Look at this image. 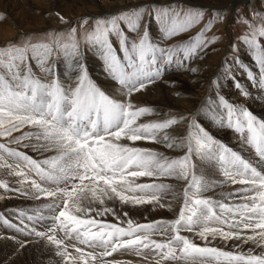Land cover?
<instances>
[{
  "label": "snow or ice",
  "instance_id": "obj_1",
  "mask_svg": "<svg viewBox=\"0 0 264 264\" xmlns=\"http://www.w3.org/2000/svg\"><path fill=\"white\" fill-rule=\"evenodd\" d=\"M144 11L138 8L94 18L85 35L118 92H105L89 77L80 59L75 27L48 33L50 42L33 43L29 38L0 46V171L14 178L0 179V189L47 200L30 213L19 210L18 224L3 216L0 220L23 236L46 241L62 264H121L108 259L118 251L130 252L149 264H264V120L223 96L214 108L211 100L204 106L211 109L218 126L239 135L249 150L247 157L217 141L194 115L140 122L155 110L138 106L135 94L155 84L168 66L183 67L184 61L198 55L206 47L205 32L212 26L209 23L188 43L164 48L150 40L147 27L142 29ZM150 15L170 40L190 30L204 13L165 7L154 8ZM244 22L250 35L243 41L259 66V87L264 90V44L257 39L264 38V26ZM88 23L83 18L81 27ZM127 33L135 34V39ZM54 52L73 62L70 67L77 75L72 84H65L58 67L49 65ZM32 61L50 79L38 78ZM249 78L256 79L251 72ZM235 86L240 88L239 83ZM184 121L185 133H178L177 139L172 132ZM141 141L178 148L183 155L169 159L139 146ZM11 145L54 155L38 160ZM200 169H214L223 179L211 180ZM167 177L184 182L175 219L124 221L107 206L108 201H119L132 207H165L161 194L169 186L156 181ZM141 178L152 182H138ZM225 183L240 187L222 199L204 195ZM97 204L101 207H93ZM106 214L117 223L97 218ZM197 238L204 243L197 244ZM216 239L239 243L226 251L212 246ZM248 243L262 251L239 250Z\"/></svg>",
  "mask_w": 264,
  "mask_h": 264
},
{
  "label": "rangeland",
  "instance_id": "obj_2",
  "mask_svg": "<svg viewBox=\"0 0 264 264\" xmlns=\"http://www.w3.org/2000/svg\"><path fill=\"white\" fill-rule=\"evenodd\" d=\"M139 1L141 0H0V17H2V19H0V26L4 28V31L2 33L0 32V46L4 45L6 42L16 41L17 43H19L21 40L29 39V38L32 40L33 43L50 42L51 38L48 37L47 35L48 33L55 34V33L66 32L71 27H75L77 29V39L80 38L81 42L83 43V49L86 55L83 59H81L82 57H80V59L86 65L87 71L89 70L88 74L89 77L92 79V81L97 86L102 88V85L99 83L100 81H98L94 76L95 73L93 70L97 69L105 73L103 61L100 59L97 52L89 47L85 39L86 33L89 32L93 27L94 18L107 17L110 14H116V13L122 14L123 12H130L133 10H137L138 8H143L145 11L143 16L142 27L143 28L147 27L150 35V40L154 44L158 45V43L162 42L161 40L165 42L169 39L164 38V35L161 31V26L157 23L155 18L150 15L154 8L160 9L165 7H171L177 10L184 9L185 11L188 10L202 11L204 13L203 18L187 32H184L181 35L170 39L172 41L169 40L168 47H176L177 45L188 43L192 38L196 37L200 32L204 31L209 25V23H211L212 26L210 30H207L205 32L206 47H204L199 52V54L194 56L192 59L184 61L185 62L184 65H189L199 56L198 58L199 61L200 62L202 61V65L203 66L205 65L204 69L207 70L208 73V75L207 73L205 75L204 73H202L203 77L206 78V80H203L205 81V83L200 86V89L203 90V93L209 95L208 100H212L214 104L215 101H217L220 96H223L228 100L229 97L227 92L232 94V92L235 91V88L234 90L230 89L232 88V81L229 80L228 78L230 77V75L233 77L239 76L240 72H235V71L239 67V65L241 67V62L246 60L245 57H247L248 52H251L249 46L246 45L243 41V38L246 35H250V29L248 28V26L245 24L244 21L247 20L256 27L264 26V19H261L262 17H264V0H249L248 3L238 4L235 6L231 16L228 15V11H227L228 8L217 10L206 6L204 7L194 6V5L192 6V4H188L186 2H177L173 4L156 2L160 0H149L152 2L151 5L139 6L137 5ZM189 1H191V3L193 4L201 3V4H206L207 6L208 5L220 6L228 2L229 0H189ZM113 3L125 4V7L122 9L115 10L114 7L111 6ZM18 10L23 12L24 14V16L20 17L21 19L15 17L16 13H18ZM80 11H82L81 14H79ZM101 11H104L105 15L101 16L100 15ZM60 16L64 17L67 23L61 22L59 18ZM83 18H88L89 23L81 27V22ZM147 18H148V23H147ZM32 19L33 20L35 19L36 21L35 23L37 22L41 23V21H43L42 25L36 27H30L26 29L27 23L34 22ZM145 22L146 25L144 26ZM20 24L22 25L21 27ZM49 25H53V27H49ZM44 26H48V27L44 29L43 28ZM17 30L20 33L17 34L18 32ZM190 32L191 33L193 32V34L187 37L183 36ZM127 35L131 39H135V34L127 33ZM257 39L261 44H264V38L257 37ZM213 40L214 42H211ZM49 62L51 63L52 66L58 67L59 78L64 82L66 76H68V74L71 71L70 64L73 62L68 61L62 53H58V52L53 53L48 63ZM218 65H220L219 69H221L222 70L221 72L223 73L219 72L217 76L211 78L213 72L216 70ZM32 66H33L34 74L38 78L43 80L42 77L43 72L40 71L35 61H32ZM174 66L175 64H172L168 66L167 69L169 70L173 69ZM62 70H65L66 71L65 74L67 75L65 74L64 76L61 75ZM169 70H166L162 77L170 73ZM172 72L178 74L177 70H172ZM102 80L111 82L110 78L106 74H105V79ZM213 80L217 81L215 85L212 84ZM158 82L159 79L157 80L156 83ZM109 85L110 88L113 87L114 89H118V86H114V82L109 83ZM251 85L252 84L249 81H243L240 84V88L239 89L237 88V91L241 95L242 92L248 93V90L252 89ZM189 91L192 92V90H189L188 88L185 89L186 93ZM178 93L179 92L172 94L173 98L176 99L179 98L180 95ZM248 94L251 95V93ZM243 96L244 95H242V97ZM180 98H181L180 100L184 99L182 96ZM213 106L215 107V105ZM210 111L211 109L206 110L205 108V110L203 111V116H201V113L197 114L191 110L188 111L179 110V112H175L174 110H168V112L166 111L159 118L150 120L147 119L149 116H145L141 119L140 122H148L153 120L157 121L159 119L161 120L163 118H167L171 115L176 116L175 114H179V116H185L189 118L195 115L197 121L201 123V125L207 131H209V133L213 135V137L215 138L212 129H214V127L216 128V126L214 125V121L211 118ZM253 114L256 115L259 119L264 120L263 116L257 115L255 113ZM29 130L31 129L28 128L24 129V131H29ZM183 132L185 133V131ZM234 134L236 135L237 133L234 132ZM14 135H20V133H14ZM215 139L223 143L225 146L230 147L234 150V148L224 138L223 139L215 138ZM24 143H30V142L25 141ZM148 143L150 144V146L147 145V147L145 148H149L155 150L158 153H162L164 156L168 157L169 159H174L183 155V152L181 154H171V150H169L170 151L169 152L165 148L161 147L159 144L154 145L153 143L150 142ZM140 146L142 147L141 144ZM156 146L160 148L158 147L156 148ZM11 147L19 148L20 151H25L29 153L30 156L38 160L54 155V153L52 152L35 151L30 147L24 148L18 145H11ZM197 163L199 165V161ZM200 171L204 176H206L211 180L223 179V177L220 176L218 172L214 169H208V170L200 169ZM0 179H7L11 181L14 178L6 176L3 174L2 171H0ZM138 182H152V181L149 178H141L140 181ZM156 182L163 183L169 186L168 190L161 194V202L166 205L165 207H159L158 205H143V206L132 207L129 205H121L119 201H108L107 206L116 210L121 220L124 221H126L128 218H131L136 223H148L157 220H167L163 218L164 217L163 212L171 210L172 207L177 210V213L179 211V208L182 204V193H183L184 182L176 180L171 177L161 178ZM238 186L240 187V185H232L230 183H225L222 186L216 187L212 191L204 193V195L207 197H213V198L215 197L214 199H222L226 194L233 191L234 188H238ZM11 187H18V185L12 184ZM27 199L30 200L28 201ZM9 201L10 202L15 201L20 204H18L14 208L3 209L4 203L5 202L9 203ZM44 203H47V200L44 199L31 200V198L22 197L18 192H8L0 189V216H3L5 219H7L8 221L14 224L19 223V221L16 219V215L19 210H23V211L27 210L26 212L30 213L32 209L42 206ZM168 205H170V207H168ZM93 207L100 208L101 206L97 204V205H93ZM124 212L128 213L127 217L123 215ZM92 215L95 216L96 213H92ZM176 216H173L169 220L175 219ZM97 218L106 222L117 223L116 219L111 214H106ZM184 234L189 235L191 237L190 233H184ZM153 238L160 239L159 236ZM195 242L197 244L204 243L199 239H196ZM218 242L220 241H217V239L213 240L212 246L221 248L226 251L230 249L231 247L230 245H232L233 243H239L238 241H234V240H230L227 242L221 240L220 242L221 244L219 245ZM21 243H24L25 246L21 247ZM48 245L49 244L46 241L41 240L37 237L34 236L27 237L21 235L14 229L7 227L3 223V221L0 220V264H51L47 262L49 261V258L47 256L40 254V251L44 249L45 246ZM246 245L247 244H243L239 250L247 252L249 248L253 247L254 249L255 247V245L253 244L251 246V243H249L247 246ZM256 248L254 249L255 254H258L260 251H262L261 248H257V249ZM48 252H49L48 255L51 258L54 257L52 260L54 261L53 264H62L61 258L55 254L54 248L50 249ZM112 259L121 262V264H123L122 261L124 262V264H129V262H131V264H149L148 261L142 260L139 257L136 258L135 255L127 251H125V253L118 251L117 253H115V255L111 257V260Z\"/></svg>",
  "mask_w": 264,
  "mask_h": 264
},
{
  "label": "bare ground",
  "instance_id": "obj_3",
  "mask_svg": "<svg viewBox=\"0 0 264 264\" xmlns=\"http://www.w3.org/2000/svg\"><path fill=\"white\" fill-rule=\"evenodd\" d=\"M156 2H161V3H165V4H173V3H177V2H186L188 4H192V6L193 5L194 6H200V7L206 6V7H210L212 9H217V10L223 9V8H228V10H227L228 15L231 16L236 5L248 3L249 0H229L228 2H226L225 4L220 5V6H214V5H208L207 6L206 4H201V3H197V4L194 3L193 4L189 0H160V1H156ZM151 4H152V2L149 0H141L138 2L137 5L145 6V5H151ZM111 6H113L114 9L116 10V9L124 8L125 4L113 3ZM81 12L82 11H80L79 14H81ZM100 15L101 16L105 15V12L101 11ZM22 16H24L23 12L18 10V13H16L15 17H17L18 19H21L20 17H22ZM31 17H30V19H31ZM77 17H79V16H77ZM33 21H34L33 23H27L26 29L30 28V27L40 26V25H42V22H43V21H41V23H39V22L35 23L36 22L35 19ZM31 25H34V26H31ZM21 26L22 25L20 24V27ZM46 27H48V26H44L43 28L45 29ZM49 27H53V25H49ZM3 31H4V28L0 26V32L2 33ZM18 33H20V32L18 31L17 34ZM192 34H193V32L192 33L190 32V33H187L183 36L187 37V36H190ZM161 41L162 42L158 43V46L167 48L169 45V40H167L165 42H163V40H161ZM170 41H172V40H170ZM198 58H199V56H198ZM198 58H196L189 65H184L183 67H177V65L175 64L173 69H170V70L167 69L170 71V73H168L166 76L159 79L158 83L151 85L150 86L151 88L148 87L144 91L135 94V96L133 97V101L138 106H147V107H151L155 110L154 113L152 115H150L147 119L152 120V119L159 118L162 116L163 113H165L166 111L168 112V110H174L175 112H179V110H187V111L191 110L197 114L201 113V116H203V111L205 110L204 106H205L206 102L209 101L208 100L209 95H207L206 93H203V90L200 89V86L205 83V81H203V80H206V78L203 77L202 73H204V75H205L207 73V70L204 69L205 65L203 66L202 61L200 62ZM245 59H246L245 61L241 62V67L239 65V67L235 71V72H240L239 76L233 77L230 75V77L228 78L229 80L232 81V88H230V89L234 90V88H235V91H233L232 94L227 92L228 97H229L228 101L230 103L237 105V106H240V107H247L252 113H255L257 115L264 117V91L261 90L259 87V66L253 58L252 51L248 52L247 57H245ZM184 64H185V62H184ZM94 65H97V64H94ZM219 68H220V65L217 66V68L213 72L211 78H214L215 76L218 75L219 72L222 71ZM192 69H196V71H192ZM172 70H177L178 74L173 73ZM93 71L95 73L94 76L96 77V79L98 81H100L99 83L102 85V88H101L102 90L104 89V91L107 93L118 92V89H114L113 87H111V88L109 87L110 86L109 83H111V82H107V81L102 80V79H105L106 73H104L103 71L97 70V69H94ZM65 72H66L65 70H62L61 75L64 76ZM208 72H210V71H208ZM249 72H251L256 77V79H250L249 78ZM221 73H223V72H221ZM65 75H67V74H65ZM76 75H77V73L73 72L71 70L70 73L68 74V76H66L64 83L65 84H72ZM207 75H208V73H207ZM42 77H43V79H50V77L46 76L45 73H43ZM221 77H223V76H221ZM209 79H210V77H209ZM243 81H249L252 84L251 85L252 89L248 90V93H251V95L248 94L247 97H245V96L242 97V95L237 91V87L235 86L237 83H239V85H240ZM187 88L189 90H192V92L189 91L186 93L185 89H187ZM176 92H179L178 94L180 95V97L182 96L184 99L180 100L181 99L180 97L177 99L173 98L172 94H174ZM186 95H188V96H186ZM213 105H215V104L212 103V107L214 108ZM170 112H172V111H170ZM175 115L179 116V114H175ZM186 124H187V121H184V122H181L180 124L175 126V131H173L172 134L174 136H176L177 139H179V136L177 135L178 133L179 134L184 133L183 131H185V129H186ZM214 125L216 126V128L214 127V129H212V132L215 135V138H218V139L224 138L234 148L235 151L241 153L242 155H244L246 157L249 155V150L242 143L239 136L237 134L236 135L234 134L233 130L228 129L226 127L222 128V127L218 126L215 123V121H214ZM137 144L139 146L141 144L142 147L143 146L147 147V145L150 146V144L148 142H143V141L137 142ZM154 145H156V144H154ZM159 145L168 151L171 150V154H181L183 152V150L178 149V148L168 149V148L164 147L162 144H159ZM152 147H153V144H152ZM157 147L158 146H156V148ZM158 148H160V147H158ZM33 202H35V201H33ZM18 204H20V203L15 202V201H12V202L9 201V203L5 202L3 209L4 208H14ZM177 214H178L177 210L172 207L171 210L163 212V216H164L163 218L169 220L170 218H172L173 216H176ZM217 241L221 242L220 239H217ZM220 242H218L219 245L221 244ZM235 244H237V243H233L232 245H230L231 247L229 250H233V245H235ZM251 246H252V244H251ZM52 248H53V246L48 245V246H45L44 249H42L40 251V254H43L44 256H47L49 258V261H47V262H49L51 264L54 263V261H52L54 257L51 258L48 255V253H49L48 251ZM255 248L256 247H254V249Z\"/></svg>",
  "mask_w": 264,
  "mask_h": 264
}]
</instances>
